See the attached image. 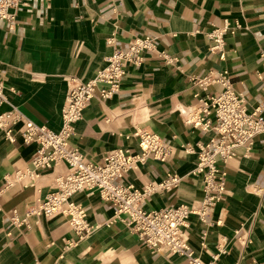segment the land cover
Returning <instances> with one entry per match:
<instances>
[{
	"label": "crops",
	"instance_id": "crops-1",
	"mask_svg": "<svg viewBox=\"0 0 264 264\" xmlns=\"http://www.w3.org/2000/svg\"><path fill=\"white\" fill-rule=\"evenodd\" d=\"M14 14L0 21V81L7 100L0 112L14 106L54 131L72 80L91 79L114 48L126 49L133 38L155 39L139 64H126L116 93L90 99L69 137L94 162L114 148L138 153L139 132L161 137L170 150L166 159L149 156L116 178L140 188L166 173L179 177L176 187L146 198V210L201 197V176L193 172L196 151L217 134L187 123L184 111L222 86L203 89L198 80L225 75L247 111L257 108L264 116V0H22ZM214 27H225L218 49L207 36ZM19 126L12 128L13 141L0 129V264H190L184 255L146 246L96 191L73 195L90 227L82 238L61 214L26 216L53 190L66 164L6 186L5 175L31 167L38 147L22 142ZM250 142L217 162L225 191L204 221L190 216L184 228L192 255L203 264H264V131Z\"/></svg>",
	"mask_w": 264,
	"mask_h": 264
},
{
	"label": "built area",
	"instance_id": "built-area-1",
	"mask_svg": "<svg viewBox=\"0 0 264 264\" xmlns=\"http://www.w3.org/2000/svg\"><path fill=\"white\" fill-rule=\"evenodd\" d=\"M22 0H0V21L13 20ZM225 27H214L207 36L218 49L222 44ZM155 39L150 35L133 38L126 49L114 48L105 57V64L96 70L87 81L72 80L61 107V125L56 131L38 125L25 117L16 107L0 112V129L8 141H13L12 128L20 123L19 134L23 143L36 141L38 147L30 158L31 167L17 169L5 175V185L31 180L43 169L66 164L65 171L54 178L53 190L38 199L27 210V215L50 217L61 214L66 217L71 229L82 238L89 230L85 221L84 208L73 200L78 191H96L103 201L113 206L115 218H121L139 240L154 250H165L184 255L190 264H203L192 255L184 235V228L190 216L204 221L210 214L216 200L224 193L226 177L217 162L225 163L234 155V147L251 143L250 138L264 131V116L257 108L248 112L239 92L234 91L227 77L221 73L206 75L198 80L205 89L218 83L220 91L203 95L196 107L190 106L184 112L186 122L204 131L213 130L217 136L199 144L193 172L201 176V197L194 202H181L164 209L143 208V203L157 189H171L177 186L179 177L166 173L159 182H147L140 188L118 183L137 162L147 157L164 160L170 153L169 146L156 133L142 131L137 134L138 153L114 148L106 151L99 162L83 157L69 142L72 124L81 118L83 109L93 97L105 98L117 92L126 64H139L144 51L152 49ZM166 61H171L160 53ZM4 87L0 81V105L6 102ZM231 139V142L227 141ZM186 151L190 147L185 148ZM13 223H25L26 220ZM212 264V262L208 263Z\"/></svg>",
	"mask_w": 264,
	"mask_h": 264
}]
</instances>
